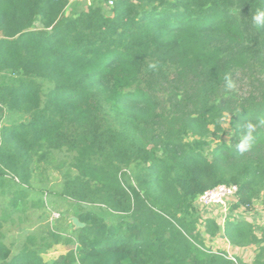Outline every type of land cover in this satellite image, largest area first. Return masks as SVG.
I'll return each instance as SVG.
<instances>
[{"label":"trees","instance_id":"trees-1","mask_svg":"<svg viewBox=\"0 0 264 264\" xmlns=\"http://www.w3.org/2000/svg\"><path fill=\"white\" fill-rule=\"evenodd\" d=\"M68 1L0 0V71L16 76L0 82V177L29 186L64 149L61 193L84 226L48 261L0 239V264H250L207 247L195 215L198 196L218 184L238 185L237 206L264 187V28L250 19L264 0H86L66 14ZM247 65L258 70L239 101L224 77ZM142 110L167 130L146 135ZM225 111L232 141L219 147L226 158L214 148L210 159L199 138L220 137ZM250 123L252 147L241 154ZM93 204L119 216L109 221ZM253 226L229 219L226 235L261 243L251 264H264Z\"/></svg>","mask_w":264,"mask_h":264},{"label":"rangeland","instance_id":"rangeland-1","mask_svg":"<svg viewBox=\"0 0 264 264\" xmlns=\"http://www.w3.org/2000/svg\"><path fill=\"white\" fill-rule=\"evenodd\" d=\"M86 0H69L63 9L66 14H75L77 8L83 7ZM84 3V4H83ZM258 70L257 66L252 65L240 69L236 76L233 77L236 87L232 89L231 94L240 101L246 91L250 89L248 83L250 76H254ZM16 76L8 71H0V82L10 81ZM106 85H99L97 88L99 94ZM233 111L238 108L232 106ZM142 119L146 135L153 129L157 132L164 133L168 125L166 123H157L153 113H146L142 110ZM224 115L228 116V123L224 125L223 130L219 131L220 137L215 138L213 135L199 138L201 151L210 159L214 148H219L223 142L230 144L234 129L231 125L232 113L225 111ZM15 120L20 119L14 115ZM7 121V119H6ZM163 125V126H162ZM212 129L213 127L210 126ZM152 128V130H151ZM163 137V136H162ZM194 139L193 137L189 138ZM218 149V152L225 158L227 154ZM65 150L59 149L54 151V159L48 157L47 160L41 161L38 169L34 174V179L29 186H20L11 178V175L0 177V239L11 249L12 253L19 252L24 246L35 249L44 260H51L58 255L65 253L73 245L74 229L76 224L73 217L77 206L74 202L61 193L63 178L60 169L57 168L60 161V155ZM69 163L66 162L65 168ZM226 183V182H225ZM239 195L229 203L228 211L224 212L220 207H212L205 213H196L197 230L206 241L207 247L213 250L225 251L228 255L243 260L246 263H253L259 252L261 243L249 245H236L227 237L225 225L227 220L245 219L252 223L253 231L258 238L264 234V187L260 186V194L254 198L250 205H236ZM97 212L102 214L107 220H115L119 215L112 212L106 207L93 204ZM209 211L210 214H206ZM55 214L59 216L56 217ZM207 216L214 218L220 225V231L212 236L207 233ZM60 232L62 240L55 242L50 238V230Z\"/></svg>","mask_w":264,"mask_h":264},{"label":"built area","instance_id":"built-area-1","mask_svg":"<svg viewBox=\"0 0 264 264\" xmlns=\"http://www.w3.org/2000/svg\"><path fill=\"white\" fill-rule=\"evenodd\" d=\"M112 3L113 2L110 1V4ZM238 190V185L225 183H221L212 188L206 189L198 196L196 200V205L198 207L199 212L201 214L205 213L207 210H212V207L216 206L223 209L224 212L228 211V205L231 200L236 198ZM209 211L206 213L207 215L210 214ZM55 216L58 217L59 215L55 214ZM231 257L235 259V257Z\"/></svg>","mask_w":264,"mask_h":264},{"label":"clouds","instance_id":"clouds-1","mask_svg":"<svg viewBox=\"0 0 264 264\" xmlns=\"http://www.w3.org/2000/svg\"><path fill=\"white\" fill-rule=\"evenodd\" d=\"M252 25L257 29L264 28V7L257 8L254 13L251 12L250 16ZM236 87L234 81L230 76L226 75L224 77V88L226 91L232 90ZM228 116L222 115L217 121L218 125L223 128L225 124L228 123ZM255 133V126L253 124L248 125L247 134L238 142L237 148L241 154H246L252 147L250 141Z\"/></svg>","mask_w":264,"mask_h":264},{"label":"water","instance_id":"water-1","mask_svg":"<svg viewBox=\"0 0 264 264\" xmlns=\"http://www.w3.org/2000/svg\"><path fill=\"white\" fill-rule=\"evenodd\" d=\"M73 222L76 224V227H82L84 226V223L81 222L77 217H73Z\"/></svg>","mask_w":264,"mask_h":264}]
</instances>
